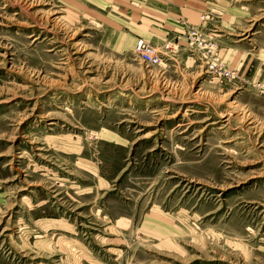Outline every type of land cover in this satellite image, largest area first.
Returning <instances> with one entry per match:
<instances>
[{
  "label": "rangeland",
  "instance_id": "374dc122",
  "mask_svg": "<svg viewBox=\"0 0 264 264\" xmlns=\"http://www.w3.org/2000/svg\"><path fill=\"white\" fill-rule=\"evenodd\" d=\"M16 1L0 264H264V0Z\"/></svg>",
  "mask_w": 264,
  "mask_h": 264
},
{
  "label": "built area",
  "instance_id": "2783aa9c",
  "mask_svg": "<svg viewBox=\"0 0 264 264\" xmlns=\"http://www.w3.org/2000/svg\"><path fill=\"white\" fill-rule=\"evenodd\" d=\"M133 52L137 59H139L146 67L156 66L160 62V56L156 49L143 38L136 40Z\"/></svg>",
  "mask_w": 264,
  "mask_h": 264
},
{
  "label": "bare ground",
  "instance_id": "6f19581e",
  "mask_svg": "<svg viewBox=\"0 0 264 264\" xmlns=\"http://www.w3.org/2000/svg\"><path fill=\"white\" fill-rule=\"evenodd\" d=\"M12 2V1H11ZM15 2V1H14ZM16 2H20V0L19 1H16ZM21 3H23V5H22V11H24L25 12V14H24V16H25V18L27 19L25 22H23V24H25V25H27V26H29V27H35V28H38V27H43V28H45V29H47V31H52L51 29H49L48 28V26L45 24H43L42 23V21H41V19H39L38 18V14L36 13V12H32V11H30V5H27L26 3H24V1H22ZM6 5V4H5ZM17 5V4H16ZM20 6V5H19ZM6 7V6H5ZM19 14V13H18ZM20 15H23V13L22 14H20ZM50 21V20H49ZM49 29V30H48ZM32 36V34L30 35V36H28V37H31Z\"/></svg>",
  "mask_w": 264,
  "mask_h": 264
}]
</instances>
